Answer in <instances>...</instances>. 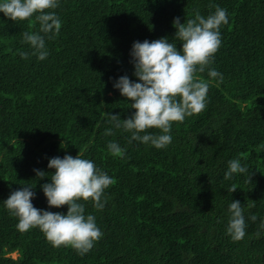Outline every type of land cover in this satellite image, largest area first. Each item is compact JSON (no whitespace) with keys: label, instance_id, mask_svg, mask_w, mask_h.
I'll list each match as a JSON object with an SVG mask.
<instances>
[{"label":"trees","instance_id":"1","mask_svg":"<svg viewBox=\"0 0 264 264\" xmlns=\"http://www.w3.org/2000/svg\"><path fill=\"white\" fill-rule=\"evenodd\" d=\"M58 3L48 11L59 16L61 29L52 39L40 33L49 53L42 61L23 41L24 32L40 30L35 16L12 21L0 12V264H264V0ZM216 6L229 22L220 27L212 63L197 72L210 82L205 110L173 123L165 148L129 143L132 134L115 128L110 114L135 113L133 101L114 87L122 76L140 82L133 44L174 42L176 18L184 23L197 11L207 18ZM175 43L182 51L183 42ZM211 69L222 82L208 75ZM110 142L125 149L122 156L110 153ZM79 154L115 181L105 189L102 210L79 201L103 232L84 255L54 247L39 228L20 231L4 203L26 185L34 187L37 209L67 214L66 205L49 206L42 185L55 172L51 158ZM237 158L248 171L226 180L229 161ZM35 170L48 177L39 179ZM236 200L246 222L239 241L227 234Z\"/></svg>","mask_w":264,"mask_h":264},{"label":"clouds","instance_id":"2","mask_svg":"<svg viewBox=\"0 0 264 264\" xmlns=\"http://www.w3.org/2000/svg\"><path fill=\"white\" fill-rule=\"evenodd\" d=\"M58 6V0H0V12L12 21H31L35 16L40 30L24 32L23 41L34 49L31 55L41 61L49 53L45 38L40 33L51 34L48 38L52 39L59 35L61 29L59 16L55 11H48ZM228 22L227 11L216 6L214 14L207 18L197 11L194 19H187L184 23L179 18L174 20L177 29L175 41L183 42L182 51L177 49L175 41L169 42L166 37L133 44L134 74L140 82L122 76L114 87L133 101L131 108L135 109V113L128 119L110 114L115 128L132 134L129 143L135 140L151 143L158 149L165 148L172 142L170 133L173 123L183 122L186 117L205 110L210 82L200 79L197 72H204L212 63L222 42L220 27ZM20 55L27 59L29 53L21 52ZM208 75L213 79L219 78L221 82L223 80L222 74L215 69L209 70ZM149 129H159L161 134H151ZM105 135H113L112 129H107ZM108 150L114 156H122L125 151L116 142H110ZM48 167L55 169V172L51 175V182L42 185L44 194L50 207L68 206L67 214L37 209L32 203L34 187L26 185L22 190L14 191L4 201L5 206L13 216L18 217L17 227L20 231L39 228L54 247L70 246L84 255L102 238L103 232L97 226L94 215H85V206L79 201L91 200L96 209L102 210L107 202L104 199L105 189L115 181L98 169L93 161L82 158L80 154L75 158L71 155L51 158ZM35 171L39 179L48 177L44 171ZM247 171L239 158L230 160L225 179H231L234 173ZM236 190V185L229 189L232 193ZM254 206L248 205L249 208ZM229 211L231 218L227 234L234 241L242 240L246 234L244 208L236 200L230 203ZM256 219V215L251 216L252 221Z\"/></svg>","mask_w":264,"mask_h":264},{"label":"rangeland","instance_id":"3","mask_svg":"<svg viewBox=\"0 0 264 264\" xmlns=\"http://www.w3.org/2000/svg\"><path fill=\"white\" fill-rule=\"evenodd\" d=\"M13 257H14V258H17V257H18V255H17V254H13Z\"/></svg>","mask_w":264,"mask_h":264}]
</instances>
